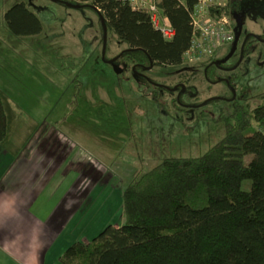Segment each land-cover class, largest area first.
I'll return each instance as SVG.
<instances>
[{
  "label": "trees",
  "instance_id": "obj_1",
  "mask_svg": "<svg viewBox=\"0 0 264 264\" xmlns=\"http://www.w3.org/2000/svg\"><path fill=\"white\" fill-rule=\"evenodd\" d=\"M66 1L98 9L108 33L126 44L121 58L129 65L150 67L152 61L154 69L179 68L193 41L192 14L199 0H157L160 15L174 31L171 39L155 27L147 11L126 2ZM235 8L227 0L210 13L232 19ZM6 20L19 37L43 30L25 2L12 6ZM126 89L130 99L161 91ZM256 98L261 104L252 111L222 116L220 137L203 155L168 156L135 177L123 190V224H110L92 240L71 245L63 264H264V93ZM72 104L82 110L78 120L87 122L82 100ZM7 125L0 96V142Z\"/></svg>",
  "mask_w": 264,
  "mask_h": 264
},
{
  "label": "rangeland",
  "instance_id": "obj_2",
  "mask_svg": "<svg viewBox=\"0 0 264 264\" xmlns=\"http://www.w3.org/2000/svg\"><path fill=\"white\" fill-rule=\"evenodd\" d=\"M20 2L27 3L40 18L43 24L40 34L19 37L10 29L6 13ZM76 4L83 5L79 1ZM256 22L260 23L259 31L264 28V20L259 18ZM101 40L99 15L89 5L75 9L53 0H0V96L10 132L16 135L21 130L19 122L25 119L36 120L38 124L29 133L27 130L29 140L45 136L47 129L50 134L52 127V133L58 129L57 145L66 149L69 156L60 160L73 161L78 171L77 176L65 179L69 183H64L63 188H70L66 191L68 199L56 202L58 212L61 210L67 216L75 213L77 217L87 212L83 231L89 234L98 230L96 235L110 224H123V190L135 177L168 156L203 155L220 137L213 133L211 125L191 135L183 134L185 125L196 126L197 122L189 121V114L184 110L174 111L178 122H172L170 113L167 116V112H172L171 107H165V111L156 96L144 99L133 94L130 99L125 85L129 77L120 74L117 79L113 69L103 63ZM125 48L126 44H119L115 36L109 34L108 57H114ZM227 50L223 46L218 54ZM201 58L183 62L179 68L156 67L152 73L180 70L194 74L203 69L207 61ZM125 62L126 59L121 58L118 64L123 66ZM129 73L130 70L125 74ZM258 73L262 74L259 87H254L246 96L247 107L259 104L257 99L251 102L252 98L264 93V67H260ZM202 81L200 77L195 80L198 91L204 96L226 89L224 84L210 86ZM130 84L136 88L135 83ZM173 97L174 93H165L161 98L170 101ZM80 99L88 111L87 122L83 123L78 120L82 110H76L72 104ZM96 106L100 108L99 115L95 113ZM220 106L230 107L225 103ZM201 112L203 108L190 114L201 116ZM23 124L26 129L34 122L27 120ZM166 125L176 126V131ZM94 126L101 130L97 132ZM14 141L11 139L7 145L12 147ZM90 217L93 222L88 221Z\"/></svg>",
  "mask_w": 264,
  "mask_h": 264
},
{
  "label": "crops",
  "instance_id": "obj_3",
  "mask_svg": "<svg viewBox=\"0 0 264 264\" xmlns=\"http://www.w3.org/2000/svg\"><path fill=\"white\" fill-rule=\"evenodd\" d=\"M5 114L8 133L0 142V264H63L71 245L92 240L98 231H83L87 212L79 217L58 212L56 202L68 199L65 179L78 171L73 161L60 160L69 156L57 145L58 129L52 133V127L50 134L47 129L45 136L29 140L27 130L38 126L36 120L27 119L34 124L26 129L27 120H21V130L12 135L6 109ZM11 139L15 141L9 147ZM88 221L93 222V217Z\"/></svg>",
  "mask_w": 264,
  "mask_h": 264
},
{
  "label": "flooded vegetation",
  "instance_id": "obj_4",
  "mask_svg": "<svg viewBox=\"0 0 264 264\" xmlns=\"http://www.w3.org/2000/svg\"><path fill=\"white\" fill-rule=\"evenodd\" d=\"M233 1L236 3V8L230 21L234 38L230 44L224 46L228 50L226 53L216 54L213 58L207 60L203 69L196 71L194 74L180 70L170 72L162 70L152 73L154 67L150 68L147 65L137 67L136 65H129L127 62L121 66L118 62L126 48L114 57H108L106 54L105 60L102 59V61L110 66L114 72L115 65L121 68L120 73L115 72L117 79L120 74L128 76L129 81L125 85H131L130 82L135 83L137 91L148 92L153 88L152 91L156 94V89H160L161 91H158L159 95H153L149 98L153 99L155 96L160 98L165 111V107H171L172 112H167V116L171 115L172 122H178L174 111H186L189 114L187 115L189 121L195 120L197 125H185L186 128L183 134L191 135L203 131L205 126L209 128L208 125H211L213 133L220 134L222 116L228 114L234 116V114L238 115L241 111H252L261 104V102H258L259 104L247 107L246 96L252 93L254 87H259L258 82L262 74H259L258 70L260 67H264V28L259 31L257 28H259L260 23L256 22L259 18L264 20V0ZM117 57L118 59L113 64L108 63L109 60ZM129 70L130 73L125 74ZM199 77L203 79L202 83H207L210 86L224 84L226 89L223 92L218 91L204 96L198 91L195 82ZM191 89L193 91H190ZM165 93H174L175 97L170 98V101H164L161 97ZM256 99L260 100L254 96L251 102ZM222 103L228 104L230 107H221ZM201 108H203L201 116H197L196 113L190 114V112L193 113ZM166 126H170L171 130L176 131V126ZM173 135L175 134H170V136Z\"/></svg>",
  "mask_w": 264,
  "mask_h": 264
},
{
  "label": "built area",
  "instance_id": "obj_5",
  "mask_svg": "<svg viewBox=\"0 0 264 264\" xmlns=\"http://www.w3.org/2000/svg\"><path fill=\"white\" fill-rule=\"evenodd\" d=\"M128 3L134 10L147 11L157 29L166 39L174 36L169 28L167 19H164L157 6V0H120ZM227 0H199L192 14L194 36L190 48L184 56V62L191 63L196 58L206 60L218 54L219 50L230 44L234 38L230 18L212 16L210 10L214 6H225ZM98 10V9H97ZM193 59V60H192ZM202 59V58H201Z\"/></svg>",
  "mask_w": 264,
  "mask_h": 264
},
{
  "label": "water",
  "instance_id": "obj_6",
  "mask_svg": "<svg viewBox=\"0 0 264 264\" xmlns=\"http://www.w3.org/2000/svg\"><path fill=\"white\" fill-rule=\"evenodd\" d=\"M53 1L61 2L64 5H67L68 7L75 8V9H80V8L83 7L82 5H74V4H72V3L68 2V1H64V0H53ZM90 7H92V6H90ZM92 8L97 11V13L99 15V18H100V21H101V24H102V28H103L102 59L105 60L106 54H107V43H108V26L106 24V21H105L103 15L101 13H99L98 10L95 7H92ZM125 51H123V52H125ZM117 59H118V57L115 58V59L109 60L108 63L113 64ZM153 66H154V64L151 61L150 68H152ZM114 70L117 73L121 72V68H119L117 65L114 66Z\"/></svg>",
  "mask_w": 264,
  "mask_h": 264
}]
</instances>
